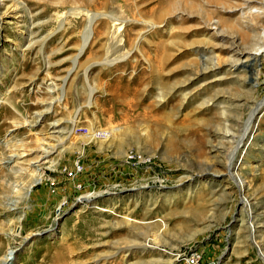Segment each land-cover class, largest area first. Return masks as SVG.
Segmentation results:
<instances>
[{
  "label": "rangeland",
  "instance_id": "1",
  "mask_svg": "<svg viewBox=\"0 0 264 264\" xmlns=\"http://www.w3.org/2000/svg\"><path fill=\"white\" fill-rule=\"evenodd\" d=\"M263 32L264 0H0V259L264 264V105L229 170Z\"/></svg>",
  "mask_w": 264,
  "mask_h": 264
},
{
  "label": "bare ground",
  "instance_id": "2",
  "mask_svg": "<svg viewBox=\"0 0 264 264\" xmlns=\"http://www.w3.org/2000/svg\"><path fill=\"white\" fill-rule=\"evenodd\" d=\"M93 18H94V17H92L91 22H92ZM262 38L264 39V32H263V34H262ZM89 39H90V27H88V29H86V32H85V34H84V45H85L86 43H88ZM249 56H250V57H249L250 59H248V60L254 62L255 64H254L253 66H255V65L259 62V60L261 59V57L264 56V46L258 48L257 50H253V51H251V52L249 53ZM210 62H211V61H210ZM206 69L208 70L209 68H206ZM263 105H264V102H261V104H259L258 107L252 111V113H251V115H250V117H249V120H248V122L246 123V126H245V133H244V135H242V136L238 137V139L234 140V141L236 142L235 146H233L235 152L233 151V153H232V155H231V157H230L229 170H230V172H231V174H230L231 177L234 178V180L236 181V183H239V187H241V188L244 187V181H243L242 179H237L236 176H234V175L232 174V170L236 167V164L233 162V161H234V157H235V154L237 153V150H239L240 147L246 145V143L244 142V138H247V137L249 136L248 133L252 134V131H253V123H254V119H255V113H256V111H258L259 109H261V108L263 107ZM228 132H229V130L223 132V138L229 136V135H228ZM229 138H230V137H229ZM232 138H233V137H232ZM230 139H231V138H230ZM41 140H42V139H41ZM232 141H233V140H232ZM46 145H47L48 147H50V149L53 148V145H51V144H49V143H46ZM19 155H20L19 150H17V152H16V154H15L14 157L18 158ZM233 156H234V157H233ZM232 159H233V160H232ZM87 198H88V201L91 199V197H89V196H87ZM243 207H247V203H246V202H243ZM248 207H249V206H248ZM248 211H249V210H248ZM247 213H248V215H249L248 219L250 218V221H249V222H252V224H253V218H254L253 216H254V215H251L252 213L250 214V212H247ZM251 216H252V217H251ZM253 239H254V238H253ZM13 253H14V252L11 251L9 254L4 255V256L0 259V264H10V263H11V260H12V258H13ZM262 257L264 258V255H262Z\"/></svg>",
  "mask_w": 264,
  "mask_h": 264
}]
</instances>
